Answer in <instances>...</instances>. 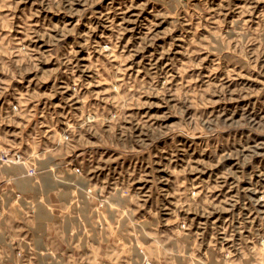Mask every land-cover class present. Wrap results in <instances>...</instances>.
Masks as SVG:
<instances>
[{
  "label": "rangeland",
  "instance_id": "rangeland-1",
  "mask_svg": "<svg viewBox=\"0 0 264 264\" xmlns=\"http://www.w3.org/2000/svg\"><path fill=\"white\" fill-rule=\"evenodd\" d=\"M0 264H264V0H0Z\"/></svg>",
  "mask_w": 264,
  "mask_h": 264
}]
</instances>
